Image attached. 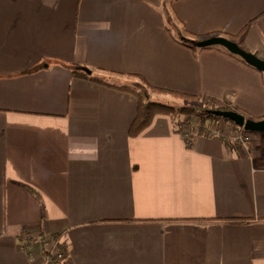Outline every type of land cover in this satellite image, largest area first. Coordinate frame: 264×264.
Returning a JSON list of instances; mask_svg holds the SVG:
<instances>
[{
    "label": "crops",
    "instance_id": "obj_1",
    "mask_svg": "<svg viewBox=\"0 0 264 264\" xmlns=\"http://www.w3.org/2000/svg\"><path fill=\"white\" fill-rule=\"evenodd\" d=\"M180 32L264 59V0H0V264H54L40 232L62 235L65 264H264L260 149L167 115L129 137L135 97L71 73L264 115L260 71Z\"/></svg>",
    "mask_w": 264,
    "mask_h": 264
},
{
    "label": "trees",
    "instance_id": "obj_2",
    "mask_svg": "<svg viewBox=\"0 0 264 264\" xmlns=\"http://www.w3.org/2000/svg\"><path fill=\"white\" fill-rule=\"evenodd\" d=\"M214 35L222 34L214 33ZM226 37L231 38L233 36L227 35ZM175 40L178 43L192 49H203L196 47L193 44V40H195L193 37H191L190 35H183L181 34V32L178 34ZM216 47L227 51L221 46ZM227 52L230 53L229 51ZM230 54L238 57L243 62H245L239 56L233 53ZM70 68L71 73L74 76L84 78L92 82L112 87L121 91L129 92L135 97L136 113L127 130V134L129 137H136L137 135H139L144 129H146L151 124L152 120L157 115L170 116L174 120V123L177 128L180 129V126L183 125V122L179 121L178 116L184 115V123H190V127L196 128L198 133H207L206 131L209 127L221 129V123H229L240 131V135L238 136L246 141L245 137H243L244 134L247 132L245 129H243L241 126H237L227 118L213 113V111L217 109L235 110L229 106L216 105L212 100H207L205 97L197 94H191L152 85L142 75L136 73L129 74L134 78V82L119 83L114 80H111L107 77V75L100 73L103 72L101 68H96L93 70L88 66L82 65H70ZM87 69L90 72H88ZM167 100H172L174 102L169 103L167 102ZM236 111L242 113L245 117H251L255 119L264 117V115L260 117H252L243 111ZM194 117L195 123H193ZM219 136L224 141V143L227 144L236 153H243V148L241 147V144L237 138H233L227 135ZM261 146L264 153V143H262ZM233 220L237 222L245 221L246 219L234 218ZM31 238L32 237H28L27 240H30ZM49 239L50 242L48 241ZM38 240L40 242L41 251L52 263L65 264L68 262L66 245L64 240H62L61 234L53 233L46 237L43 232H40L38 234ZM54 246L56 248L55 250L52 249V247L54 248Z\"/></svg>",
    "mask_w": 264,
    "mask_h": 264
},
{
    "label": "water",
    "instance_id": "obj_3",
    "mask_svg": "<svg viewBox=\"0 0 264 264\" xmlns=\"http://www.w3.org/2000/svg\"><path fill=\"white\" fill-rule=\"evenodd\" d=\"M196 47L204 48L210 46H221L230 53H233L242 58L248 65L260 71L264 79V59H261L240 47L234 40L222 35H210L201 39L193 40ZM88 72H90L87 69ZM214 114L220 115L232 121L237 126H241L246 131L251 132H264V117L255 119L245 117L242 113L236 110L217 109L213 111Z\"/></svg>",
    "mask_w": 264,
    "mask_h": 264
},
{
    "label": "rangeland",
    "instance_id": "obj_4",
    "mask_svg": "<svg viewBox=\"0 0 264 264\" xmlns=\"http://www.w3.org/2000/svg\"><path fill=\"white\" fill-rule=\"evenodd\" d=\"M167 102L169 103H173L174 101L172 100H167ZM179 121L183 122V125L180 126L181 130H187L190 131V123H184L185 121V116L184 115H179L178 116ZM193 123H195V117L193 118ZM221 131L230 137H234L236 135H240V131L235 128L232 124L229 123H221ZM215 128V127H212ZM196 129V128H195ZM218 129V128H215ZM246 141L245 144H241V147H244L245 151H250V148H258L260 149V151L263 152L262 150V143H264V132H251V131H247L244 136Z\"/></svg>",
    "mask_w": 264,
    "mask_h": 264
},
{
    "label": "built area",
    "instance_id": "obj_5",
    "mask_svg": "<svg viewBox=\"0 0 264 264\" xmlns=\"http://www.w3.org/2000/svg\"><path fill=\"white\" fill-rule=\"evenodd\" d=\"M187 132V130H184V132ZM207 135H210V136H219V135H225L222 131H221V129H215V128H212V127H209L208 129H207ZM186 134V133H185ZM233 138H237L238 140H239V142H240V144H245V140L244 139H242V138H240L238 135H236V136H234ZM243 149H244V147H243Z\"/></svg>",
    "mask_w": 264,
    "mask_h": 264
}]
</instances>
